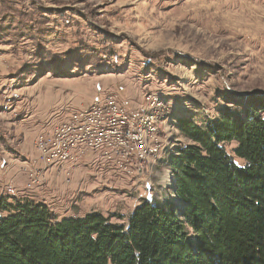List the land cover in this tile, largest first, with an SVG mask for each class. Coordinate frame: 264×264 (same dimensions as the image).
<instances>
[{"label": "rangeland", "instance_id": "374dc122", "mask_svg": "<svg viewBox=\"0 0 264 264\" xmlns=\"http://www.w3.org/2000/svg\"><path fill=\"white\" fill-rule=\"evenodd\" d=\"M257 90L264 0H0V196L44 201L59 218L101 211L119 223L146 198L179 204L171 155L165 170L149 162L129 176L96 155L69 182L57 161L35 186L23 168L38 166L39 135L107 94L134 118L147 94L163 99L159 161L190 142L183 118L204 125Z\"/></svg>", "mask_w": 264, "mask_h": 264}, {"label": "trees", "instance_id": "16d2710c", "mask_svg": "<svg viewBox=\"0 0 264 264\" xmlns=\"http://www.w3.org/2000/svg\"><path fill=\"white\" fill-rule=\"evenodd\" d=\"M263 94L204 125L180 121L190 142L171 154L179 204L146 200L119 223L1 195L0 264H264Z\"/></svg>", "mask_w": 264, "mask_h": 264}, {"label": "built area", "instance_id": "2783aa9c", "mask_svg": "<svg viewBox=\"0 0 264 264\" xmlns=\"http://www.w3.org/2000/svg\"><path fill=\"white\" fill-rule=\"evenodd\" d=\"M114 96L107 94L84 108L76 109L54 125L50 132L39 135L35 143L38 164H47L51 155H58L67 182L71 181L76 164L96 155L110 162L116 172L123 175L129 176L133 170L142 172V161L146 156H141L138 151V136L135 132L123 131L122 125L123 115H132L134 121L135 113L123 103H114ZM104 123L115 124V131H103ZM152 139L154 150H157V146L163 143L162 134H154ZM37 167L27 163L23 168L29 185H44L47 181V173L45 177H37Z\"/></svg>", "mask_w": 264, "mask_h": 264}, {"label": "bare ground", "instance_id": "6f19581e", "mask_svg": "<svg viewBox=\"0 0 264 264\" xmlns=\"http://www.w3.org/2000/svg\"><path fill=\"white\" fill-rule=\"evenodd\" d=\"M150 96H153L150 103ZM146 108L142 113L132 120V115H123L122 125L123 131L135 132L138 136V151H141V156H146V159L142 161V169L151 160L158 159L164 153V143L157 146V150H154L152 135L160 134V124L163 121L165 115L164 106L165 102L159 95L155 93H149L145 96ZM114 103H119L116 96H114ZM157 117V118H155ZM103 131L114 132L115 124L104 123ZM60 162L58 155H51L50 161L47 164H38L37 177H44L45 170L49 169L56 162ZM140 172V170H133L129 175H134Z\"/></svg>", "mask_w": 264, "mask_h": 264}, {"label": "crops", "instance_id": "0c3cea01", "mask_svg": "<svg viewBox=\"0 0 264 264\" xmlns=\"http://www.w3.org/2000/svg\"><path fill=\"white\" fill-rule=\"evenodd\" d=\"M130 110H132L133 113H135L133 109H130ZM134 115H137V114L135 113ZM160 132H161V134H162V136H163V139H164L163 128H162V127L160 128ZM168 151H169V149H167L166 153H167ZM170 155H171L170 152H168V154H166V156H165V155L162 156V158H160L159 161H157L158 159L151 160L150 162H155V163L153 164L152 171H153V169H156V168H159V167H163V169L165 170V165H164L163 160H164V159L166 160L167 157H169ZM156 161H157V162H156ZM140 172H141V171H140ZM140 172H138V173H140ZM50 175H52V174H50ZM53 175H55V177H59L56 173H53ZM164 176H165V177L163 178V180L165 181V180H166V174H165ZM170 189L173 190V191H175V189H172V188H170ZM175 193H176V191H175ZM176 195H177V194H176ZM177 197H178V199H180L178 195H177ZM146 200H148V199L146 198ZM146 200H145V201H146ZM149 201H152V199L149 198ZM160 203H163V202L161 201Z\"/></svg>", "mask_w": 264, "mask_h": 264}, {"label": "water", "instance_id": "95a60500", "mask_svg": "<svg viewBox=\"0 0 264 264\" xmlns=\"http://www.w3.org/2000/svg\"><path fill=\"white\" fill-rule=\"evenodd\" d=\"M172 189H175V186L174 187H172ZM183 206H181V208H182Z\"/></svg>", "mask_w": 264, "mask_h": 264}]
</instances>
